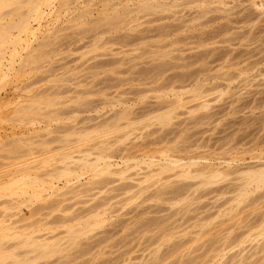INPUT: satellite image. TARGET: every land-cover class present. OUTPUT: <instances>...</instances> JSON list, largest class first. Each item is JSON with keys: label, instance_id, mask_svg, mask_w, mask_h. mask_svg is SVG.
Returning <instances> with one entry per match:
<instances>
[{"label": "rangeland", "instance_id": "rangeland-1", "mask_svg": "<svg viewBox=\"0 0 264 264\" xmlns=\"http://www.w3.org/2000/svg\"><path fill=\"white\" fill-rule=\"evenodd\" d=\"M15 4L0 264H264V0Z\"/></svg>", "mask_w": 264, "mask_h": 264}, {"label": "bare ground", "instance_id": "bare-ground-1", "mask_svg": "<svg viewBox=\"0 0 264 264\" xmlns=\"http://www.w3.org/2000/svg\"><path fill=\"white\" fill-rule=\"evenodd\" d=\"M22 0H14V4L15 5H19V3L21 2ZM17 5V7H19ZM37 9V8H36ZM30 11L28 12L29 14L31 13V12H35V7L34 6H32L31 7V9H29ZM22 18H24V17H22ZM22 18L20 17V19H21V21H15L14 23L13 22H8V24H4L5 26H4V28H3V24L2 25H0V41L1 42H3L4 41V39H5V37L7 38V36L8 35H5L6 33H7V28H8V31L10 30V28H12V29H15L14 28V26H16V27H18V28H16V29H19V28H21L22 29V31H23V28H25V26H26V24H27V22H26V18H27V16L22 20ZM28 19V18H27ZM28 21V20H27ZM10 23V24H9ZM15 23H16V25H15ZM13 24V25H12ZM8 26V27H7ZM20 29V30H21ZM11 43H12V41H11ZM120 114V113H119ZM125 113H123V115H124ZM117 116V115H116ZM121 116V115H120ZM118 117V116H117ZM113 118V117H112ZM116 118V117H115ZM111 119V118H110ZM130 119V118H129ZM110 122V121H109ZM105 123V122H104ZM107 125V124H106ZM109 125V124H108ZM119 126V125H118ZM115 127H116V125H115ZM86 155H88L87 153H86ZM85 155V156H86ZM102 157H104V156H102ZM102 157H100V156H98L96 159H95V161L93 162V163H91L90 164V166H89V168H95L96 169V167H95V164H96V162L98 161V160H102V159H104V158H102ZM109 159V158H108ZM80 161H82V160H80ZM85 163H86V165L89 163V162H87L86 161V159H85V157L83 158V162L81 163V164H84V166H85ZM89 165V164H88ZM82 167H83V165H81ZM82 167H81V169H82ZM88 167V166H87ZM79 168H80V166H79ZM94 169V170H95ZM63 171V170H62ZM64 171H66V169H64ZM68 172H69V170H67ZM62 174V173H61ZM64 174H65V172H64ZM244 174H246V173H244ZM217 174H213L212 176L214 177V176H216ZM205 176V175H204ZM211 176V175H210ZM246 177H247V182H246V185H251V184H255V186L258 188L259 186H261V184H264V168H261V169H258L257 171L255 170L254 172H252L251 171V173H247L246 174ZM213 179V178H212ZM204 180H206V179H204ZM203 180V181H204ZM77 218V217H76ZM73 220V219H72ZM7 221V220H6ZM5 221V222H6ZM19 221V220H18ZM65 222V221H64ZM10 224V223H9ZM19 225V224H18ZM14 226V225H13ZM20 226V225H19ZM17 227V226H16ZM21 227V226H20ZM14 228H15V226H14ZM8 229V228H7ZM210 254V253H209ZM207 255V254H206ZM190 260V259H189ZM20 261V260H19ZM233 261H234V258H233ZM17 263V262H16ZM189 263V262H188ZM247 264H248V262H247Z\"/></svg>", "mask_w": 264, "mask_h": 264}]
</instances>
